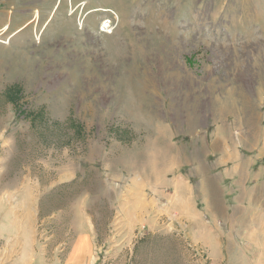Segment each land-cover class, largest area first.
I'll return each mask as SVG.
<instances>
[{
	"label": "rangeland",
	"instance_id": "374dc122",
	"mask_svg": "<svg viewBox=\"0 0 264 264\" xmlns=\"http://www.w3.org/2000/svg\"><path fill=\"white\" fill-rule=\"evenodd\" d=\"M28 257L264 264V0H0V264Z\"/></svg>",
	"mask_w": 264,
	"mask_h": 264
},
{
	"label": "trees",
	"instance_id": "16d2710c",
	"mask_svg": "<svg viewBox=\"0 0 264 264\" xmlns=\"http://www.w3.org/2000/svg\"><path fill=\"white\" fill-rule=\"evenodd\" d=\"M6 96L7 102L14 105L16 109V116L18 119L22 118L23 120L30 119L32 125H36L37 123H43L45 119V113L43 110H29L27 108L24 109V104H20L24 98V95L19 87V85H12L6 89L4 92ZM46 122H48L46 118ZM76 132L79 133L81 131L80 124H75Z\"/></svg>",
	"mask_w": 264,
	"mask_h": 264
},
{
	"label": "built area",
	"instance_id": "2783aa9c",
	"mask_svg": "<svg viewBox=\"0 0 264 264\" xmlns=\"http://www.w3.org/2000/svg\"><path fill=\"white\" fill-rule=\"evenodd\" d=\"M117 23L116 18H106L101 22L99 32L101 34H112L115 29V24Z\"/></svg>",
	"mask_w": 264,
	"mask_h": 264
},
{
	"label": "crops",
	"instance_id": "0c3cea01",
	"mask_svg": "<svg viewBox=\"0 0 264 264\" xmlns=\"http://www.w3.org/2000/svg\"><path fill=\"white\" fill-rule=\"evenodd\" d=\"M212 201V199L210 200V202ZM220 205L223 207L224 206V199H222V197L220 198ZM35 246H36V238L32 237V239L29 241V243L27 244L26 248L28 250V255L30 256L31 252H34L35 250ZM32 261H29V257L27 259V262L23 263V264H31ZM21 264V263H20Z\"/></svg>",
	"mask_w": 264,
	"mask_h": 264
}]
</instances>
